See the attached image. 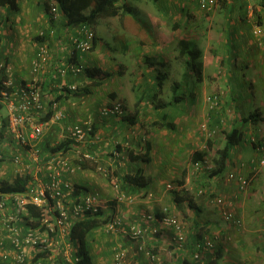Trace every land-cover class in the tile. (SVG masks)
I'll return each instance as SVG.
<instances>
[{
    "label": "crops",
    "instance_id": "0c3cea01",
    "mask_svg": "<svg viewBox=\"0 0 264 264\" xmlns=\"http://www.w3.org/2000/svg\"><path fill=\"white\" fill-rule=\"evenodd\" d=\"M260 1L255 0L258 16L264 11V0ZM220 6L207 20L211 30L204 35L207 37L204 49L196 45L199 38L193 40L191 33L194 30L188 31V17L175 19L172 24L167 22L166 12L177 9L170 1L161 0L154 8L142 7L146 17L144 20L139 18L140 22H146L152 31L149 44L147 29L134 20L125 19L122 23L120 20L121 28L113 33L126 41L121 49L125 62L119 63L113 71L115 75H112L125 78L119 88L113 89L104 86L112 75L103 66L102 53L93 52L89 62H85V55L72 49L69 40L77 33V27L67 25L64 12L55 18L46 0H21L18 10L0 7V63L7 62L8 80L15 87L32 78L31 64L39 45L47 43L52 49L51 64L37 75L50 104L45 115L44 136L38 142L42 152L45 155L56 153L55 146L64 138L62 132L66 134L72 125L91 127L90 141L84 149L94 153L102 165L117 175L128 196L125 203L118 204L111 181L92 171L96 169L94 166V169L82 168L73 176L74 199L99 192L113 206L116 215L119 216L121 211L126 213L124 218L131 219V222L126 220L129 225L142 222L144 214L157 217L149 222L143 221L146 249L142 252L138 250L140 242L129 235L121 232L106 235L103 233L106 227L94 231L88 239L94 264H113L116 249L124 251V264H264V167L251 173L247 166L255 156L251 136L264 133V38L254 36L247 25L244 0H222ZM221 15L223 18H219ZM170 26L171 32L168 31ZM36 38L42 41L38 42ZM182 40L190 42L191 46L196 45L195 50L201 52V59L193 63L202 62L197 71L198 86L191 81V66L179 52ZM179 54L183 56L182 60L178 59ZM70 56L88 68L103 70L109 76L94 79L83 74L57 78L65 57ZM27 59L30 60L28 66ZM178 60L184 64L177 63ZM143 63L148 67L144 68ZM185 68H188L187 72H184ZM167 79L172 83L166 86ZM71 84L78 86L77 92L70 91ZM149 84L157 85L152 95L146 97L135 93L146 90ZM221 88L226 92L222 109L226 124L220 121L222 113L219 116L213 114L212 126L217 128V133L209 138L208 146L217 151L223 149L226 133L235 127L243 133L244 140L232 150L227 172L210 179V182L214 191L219 192L216 195L233 198V210L242 221L241 226L226 221L222 207L208 197L197 196L196 207H191L188 200L182 199V184L175 185L173 190H165L167 177L177 179L179 176L177 170L182 167L181 162L195 152L205 153L202 148H195L200 139L191 129L194 120L189 112L169 115V110L180 102L194 106L199 90L213 93ZM180 91H183L182 95H179ZM117 100L124 104L127 115L135 119V124L123 117L102 116V109ZM57 111H63L65 117L55 124L52 117ZM167 123L173 128L166 127ZM240 123L245 124V130L241 129ZM70 151L74 153V150ZM169 159L171 163H168ZM231 171L244 176L252 174L248 190L239 192L237 183L227 180ZM193 175L187 173L186 182ZM130 176H141L140 184L127 182ZM168 201L182 210L175 214L186 219L188 245L185 249L177 247L170 230H165L160 223L162 212L159 210ZM205 238L213 240L215 248L207 252L202 261H197L193 257L194 245ZM148 253L154 254L156 259L152 260Z\"/></svg>",
    "mask_w": 264,
    "mask_h": 264
},
{
    "label": "built area",
    "instance_id": "2783aa9c",
    "mask_svg": "<svg viewBox=\"0 0 264 264\" xmlns=\"http://www.w3.org/2000/svg\"><path fill=\"white\" fill-rule=\"evenodd\" d=\"M50 13L57 18L61 7L56 0H46ZM247 14L251 11L249 0ZM199 5L206 11L217 6L216 0H199ZM259 18V17H258ZM253 30L255 36L264 38V18L260 19ZM77 33L70 37L72 49L83 56L89 54L96 40V33L92 26L82 25ZM52 62V49L47 43H42L37 49L36 56L32 60L33 76L27 82L15 87L10 80L3 83L0 90V183L12 181L19 173L29 174L30 185L24 192H2L0 190V264H77L80 258L77 255V246L68 239L70 231L77 220L85 214L96 215L101 210L104 217L111 216V222L107 224L108 233L121 232L139 241V251H145L146 241L143 221L149 222L157 217L154 214H144L142 222L127 225L111 209L106 215L105 210L110 204L103 199L99 192H90L81 198H75V185L73 176L81 171L85 162H93L96 170L111 181L117 192L115 200L118 204L128 200L126 192L121 188L120 179L111 172L108 167L102 165L98 157L84 149L89 143L91 127L75 124L69 128L64 140L73 142L72 151H61L45 155L38 142L44 136L46 122L45 115L50 110L46 96L41 88V78L37 75ZM85 65L75 61L73 56L66 58L59 68L56 77L68 78L85 74ZM70 91L77 92L78 86L71 84ZM226 93L218 91L208 96L210 106L208 119L212 120L213 114L217 115L225 102ZM124 104L114 101L111 105L102 109L103 117H123ZM6 111V115L3 111ZM65 115L63 111H57L52 119L53 122H62ZM221 123L225 119L221 117ZM212 125V123H211ZM207 124V136L213 137L217 128ZM48 126V125H47ZM206 128L205 126L202 129ZM255 156L251 158L247 166L251 173L257 172L264 167V135L256 134L250 138ZM119 156V154H117ZM31 160V162H30ZM31 163V164H29ZM15 165L18 169L11 174L10 167ZM194 174H201L204 170L211 171L212 161L206 155L205 158L193 163ZM10 175V178H8ZM252 174L242 175L238 171H231L227 180L236 182L239 191H246L251 186ZM168 190H173L175 185H166ZM198 196L210 198L214 204L222 207V214L226 221L237 226L242 221L235 216L233 210L234 200L226 195L212 196L200 188ZM33 205L46 213L41 219L45 227L34 226V219L29 217L27 207ZM160 223L165 230H170L172 239L177 247L185 249L188 245V233L183 220L176 214L170 213L168 208L161 211ZM193 257L202 261L207 252L213 251L215 242L209 238L200 240L194 245ZM43 254L42 256H39ZM152 260L154 254L148 253ZM113 264H124V251L116 249Z\"/></svg>",
    "mask_w": 264,
    "mask_h": 264
},
{
    "label": "rangeland",
    "instance_id": "374dc122",
    "mask_svg": "<svg viewBox=\"0 0 264 264\" xmlns=\"http://www.w3.org/2000/svg\"><path fill=\"white\" fill-rule=\"evenodd\" d=\"M169 1H170L171 4H173V6H176L177 9L168 10V12H166V15H164V17H166L167 22L169 24H172L175 19H178V18L185 19L186 17H188V20H190V25H189L188 31L194 30L191 33L193 40H195L196 38H199V41L196 40L197 41L196 45H198L199 47L204 49V47H206V42L204 40L207 38V37L205 38L204 35L207 36V32L211 28L210 25H209V21H207V20L215 14L214 11L216 10V8L217 9L219 8L218 5L219 6L222 5V0H216L217 1V6H215L214 9H212L210 11L204 10L199 5V0H166L167 3ZM123 2H127L130 5H132L135 8H137L136 16L138 18H141V19L146 17L142 7L154 8V5H155V3L152 0H122V3ZM249 2H250V6H251V9H250L251 11L248 14L246 12V16H244V17H246L245 19L247 20V23H248L247 25L251 28V32L254 35L253 30L256 27V24L258 22H260V21H259L258 14H257L258 8L256 9V6H255V0H249ZM261 2H263V1L261 0L260 3ZM127 17H128V19H133L132 15H128ZM219 18H223V15H221ZM120 20H121V23H122V19H120L118 17H115V18L114 17H102V18H100L98 20L97 25L96 26H92V28L94 29V31H95V33L97 35V42H96V46L94 48V51L92 49L89 52L88 56L85 55V62H89L90 54L95 52L94 54L101 55V53H102L103 58L101 59V61L104 64L103 66L106 69V71H110L111 75H112L113 71L115 72L116 66H119V63L125 62L123 60V55H122L123 52L121 51V49L126 45V41L121 39L118 35H115L113 33V31H115L116 29L121 28ZM145 20L148 21L147 19H145ZM171 30L173 31V29H171V26L168 27V31L171 32ZM185 31L186 30H184V32ZM257 38H259V37H257ZM129 41H132V40H129ZM196 45L193 44L192 45V49H197ZM126 59H128V58H126ZM178 59L182 60L183 56L181 54H179V58ZM184 59H186V60L190 59L191 64H193L195 61H197V58L195 56H192V57L190 56V58H189V56L184 55ZM180 60H178L177 63L180 62L181 64H184ZM127 61H126V63H127ZM29 62H30V60L27 59L26 66H28ZM108 65L111 66V69L108 67ZM187 66L188 65L186 64V67ZM143 67L147 68L148 66H147L146 63H143ZM86 68H88V67H86V65H85V69ZM192 69L193 68L191 67V69H190L191 81L194 82L195 84H197V79H198L197 71H198V68L197 69H193L196 73L193 72ZM123 70L124 69L121 68V72H123ZM187 71H188V68L187 69L185 68L184 72H187ZM113 74L115 75V73H113ZM114 75H112V77H110L109 79H107L105 81V85H104L105 87H109V89H113V88H116V87L119 88V85H121L122 80H124L125 76H122V75L114 76ZM165 83H166V86H167L168 84H171L172 81L167 79L165 81ZM206 83H207V77H206ZM198 85L199 84H197V86ZM156 86H154L152 84H149L145 88L146 90H141L140 93L139 92H135V93L137 95L144 94L147 97V96L152 95L154 93V90L156 89ZM218 91H224L225 92V90L223 88H221L220 90H217V92ZM182 93H183V91H180L179 95H182ZM213 93H215V92H213ZM213 93L212 92L210 93L207 90H199L198 98H197V101L194 103V106H192V105L186 106L184 102H180L179 104H175V106L173 108H171L168 113H169V115H172V114L176 115V113L183 114V113H188L189 112V114L191 115L192 119L194 120L193 121V126L191 127V129H194V131H195L194 134H198V138L200 139L198 144L195 145V148H202V150H204V152L207 154L208 158L212 161V167L215 168L214 160L217 158L218 152L220 150L217 151V149L214 150V149H211L208 146V142L210 140L209 138H211V137L207 136V124L210 126L211 123H213L212 120L208 119V117H209L208 114H209V112L211 110H210V106H209V104L207 102V98H208L209 95H211ZM165 98L169 99L167 96ZM225 98H226V96H225ZM244 99H246V97H244ZM189 100H191V99H189ZM224 104H225V102H224ZM187 107H189L190 111H189V109H188V111H186ZM222 109H223V107H222ZM222 109L217 114L218 116L222 113ZM3 113L6 115V111L5 110L3 111ZM223 117L225 119L224 123L226 124V118L224 116V113H222V118ZM224 123H222V124H224ZM51 124H53V123H51ZM203 126H205L206 131H205L204 128L202 129ZM226 127L228 128L229 125L226 126ZM240 127H241L242 130H245V128H246L244 123H240ZM263 128H264V123H263ZM259 130L262 131L261 128ZM67 131H68V129H67ZM62 133L65 136V133L64 132H62ZM262 134L264 135L263 132H262ZM61 140H64V139H61ZM205 147H206V149H205ZM86 163H87L86 165L88 166V168L94 169L95 164L93 162L89 161V162H86ZM168 163H171L170 159L168 160ZM180 164H181L182 167H179V169L177 170L179 172V176L177 177V179H175V178L173 179V178H168L167 177L165 183H167L166 185H168V184H173V185L182 184L183 185V187L181 189L182 198L188 197V198H190L189 200H192L193 202H195L196 198L198 196V190L200 188H203L204 190L207 189V190L214 191V187L212 186V183L209 181V177H208L209 175L208 176L207 175L204 176V173H203V175H200V174H197V173L196 174L193 173L195 169L193 167L192 156H190L186 161L181 162ZM16 170L18 171L20 169H18L15 165H12L10 167L11 174L14 173ZM184 170L186 171L185 175H184ZM92 171H94L97 175L100 174L96 169H94ZM203 172L210 173V171H206V170H204ZM187 173L194 174L189 182H186V180H185L187 178ZM100 175L104 179H106L102 174H100ZM8 176H9L8 178H10V175H8ZM11 180H14V179H11ZM167 180H169V181H167ZM165 190H168L167 186H166ZM239 192H241V191H239ZM217 193H219V192H217ZM109 206H110V208L105 210V214L106 215L110 214L111 209L113 207L111 204ZM131 206H133V205H131ZM163 208H168L170 213H173V214L177 213V210L180 213L182 212L181 209H179L178 207L176 208L174 206L172 201L171 202L168 201V203H163L162 204V208L159 211H162ZM185 209L187 211V207H185ZM125 214L121 211V214H119V217L124 222H126V220H127V222H131V219L124 218ZM182 220H183L184 223L186 222V219H182ZM127 222H126V224H127ZM127 225H129V224H127ZM103 233L106 234V235H111L110 233L108 234L107 231H103ZM128 240L130 241V239H128Z\"/></svg>",
    "mask_w": 264,
    "mask_h": 264
},
{
    "label": "trees",
    "instance_id": "16d2710c",
    "mask_svg": "<svg viewBox=\"0 0 264 264\" xmlns=\"http://www.w3.org/2000/svg\"><path fill=\"white\" fill-rule=\"evenodd\" d=\"M21 0H0V7L2 8H11L13 10L19 9V4ZM154 3H158L161 0H152ZM61 7V11L65 13L67 16V25L74 27H80L82 25L86 26H96L98 20L102 17H118L123 21L127 20H134L138 24H140L144 29H147L146 32L150 34L152 31L148 28V24L146 22H140V19L136 16V10L134 6L130 5L127 2H123L122 0H56ZM224 2V1H223ZM248 3H245V7H247ZM264 7V2L262 3ZM128 15H132L133 19H128ZM260 19L264 18V12L258 16ZM147 39V43H151L152 37ZM38 42L42 41L40 38ZM97 39V38H96ZM49 45V44H48ZM50 46V45H49ZM96 46V40L94 43L93 50ZM180 52L182 55L186 56H195L198 59H201V52L198 50L192 49L190 42L188 41H180ZM51 47V46H50ZM188 53V54H187ZM53 55V54H52ZM67 58V57H65ZM201 63L191 64L190 59L187 60V64H189L193 69H197L201 67ZM7 69V62L3 61L0 63V90L4 87L3 83L8 80V74L6 73ZM85 74L89 77L96 79L102 78V75L105 77L109 76L108 73L104 72L99 68H86ZM103 76V78H105ZM102 78V79H103ZM111 105V104H109ZM108 105V106H109ZM105 108V107H104ZM124 116L123 119L128 121L130 124H135V119L128 116L126 113V108L124 107ZM253 118V115H251ZM166 127L173 128V126L169 123L165 124ZM92 134V130H91ZM244 140L243 133L237 128H232L229 132L226 133V142L225 146L222 150L218 152L217 158L214 160L215 168H212L210 173L202 172L200 175L208 176L209 181L210 179L223 176L229 167V162L232 155V150L239 145ZM72 149L71 141L68 139L61 141L58 143L54 151L56 152H67ZM206 153L202 152H195L192 156L193 163L202 161ZM83 167L87 168L86 164H81ZM208 173V174H207ZM142 177H127V182L133 184H140ZM31 178L29 174L19 173L16 175L15 179L12 181H4L0 183V190L2 192H24L27 190V187L31 183ZM207 190V189H206ZM207 192L213 197L216 195L215 191L207 190ZM183 200H188L191 207H196L190 198L185 197L182 198ZM181 200V198H180ZM181 200V201H183ZM29 217L34 219V226L41 227V230H44L45 227L41 224V219L46 216V213L42 211L40 208H37L33 205H29L27 207ZM162 215H160V218ZM112 217L107 216L104 217V211H100L96 215L85 214L79 220H77L73 226V229L70 231L68 239L72 241L77 246V255L80 258V261L77 264H94L93 257L88 247V239L93 234L94 231L105 227L109 222H111ZM40 254L39 256H42Z\"/></svg>",
    "mask_w": 264,
    "mask_h": 264
},
{
    "label": "clouds",
    "instance_id": "9594fccd",
    "mask_svg": "<svg viewBox=\"0 0 264 264\" xmlns=\"http://www.w3.org/2000/svg\"><path fill=\"white\" fill-rule=\"evenodd\" d=\"M97 38V37H96ZM83 168H85V167H83ZM87 168H88V166H87Z\"/></svg>",
    "mask_w": 264,
    "mask_h": 264
}]
</instances>
